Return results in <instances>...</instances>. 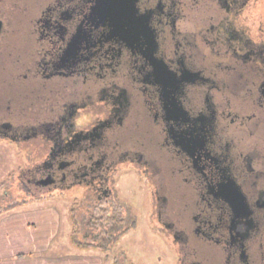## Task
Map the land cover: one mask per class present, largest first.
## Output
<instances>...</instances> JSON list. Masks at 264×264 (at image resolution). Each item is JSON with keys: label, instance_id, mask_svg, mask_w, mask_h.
I'll return each mask as SVG.
<instances>
[{"label": "flooded vegetation", "instance_id": "obj_1", "mask_svg": "<svg viewBox=\"0 0 264 264\" xmlns=\"http://www.w3.org/2000/svg\"><path fill=\"white\" fill-rule=\"evenodd\" d=\"M262 1L0 0L22 189L77 200L85 235L112 241L137 222L127 174L169 264H264Z\"/></svg>", "mask_w": 264, "mask_h": 264}, {"label": "rangeland", "instance_id": "obj_2", "mask_svg": "<svg viewBox=\"0 0 264 264\" xmlns=\"http://www.w3.org/2000/svg\"><path fill=\"white\" fill-rule=\"evenodd\" d=\"M260 6L261 10L264 11V1L260 3ZM12 23L14 28L25 27L27 32L30 31L27 18L19 17L14 19ZM19 153L23 154L15 145L0 141V214L29 202H34L30 205L41 208H56L61 215V224L58 236L51 244L50 254L70 252L72 249L82 250L72 242L71 230L75 225L78 239L85 244L93 243L96 247L89 250L102 253L107 264H114V261H118V264H169L165 255L170 256L171 254L167 253L168 249L165 242L151 231L145 219V209L142 205L145 195L139 193V190L135 191L137 183L134 185V181L129 175L121 174L118 177L119 197L129 205L137 222L135 227L132 225L131 228H128V233L120 238L118 242L111 241L108 250L103 251L99 248V245H103L101 239L92 235H85L88 229L96 233L99 232V229H94L93 224L88 225L92 222L91 218L87 215L82 216L83 210L81 211L79 208L77 200L68 199L60 192H52L47 195L39 192L32 195L22 189L18 181V175L21 169L29 167L32 163ZM41 194H44V196ZM78 195V192H76L74 197ZM69 206L74 208V215L71 212V215H69ZM71 217H73L72 220H70ZM102 224H105L102 232L106 233V227L110 224L108 221Z\"/></svg>", "mask_w": 264, "mask_h": 264}, {"label": "crops", "instance_id": "obj_3", "mask_svg": "<svg viewBox=\"0 0 264 264\" xmlns=\"http://www.w3.org/2000/svg\"><path fill=\"white\" fill-rule=\"evenodd\" d=\"M32 203L0 214V264H107L104 255L93 250L50 254L61 215L54 207L41 208ZM72 234L73 228L71 238Z\"/></svg>", "mask_w": 264, "mask_h": 264}, {"label": "trees", "instance_id": "obj_4", "mask_svg": "<svg viewBox=\"0 0 264 264\" xmlns=\"http://www.w3.org/2000/svg\"><path fill=\"white\" fill-rule=\"evenodd\" d=\"M13 207V206H12ZM74 222H75V219H74ZM132 226V225H131ZM131 226L129 228H131ZM75 225L73 226V234H72V242L77 246L79 247L80 249H83V250H89V249H92V248H95L96 246H94L93 243H82L78 237H77V231L75 230ZM133 227H135V225H133ZM120 238V235L119 236H116L114 240V242H118ZM111 242V240L105 238V240L103 241V245H99V248L102 249L103 251H106L108 250V247H109V243ZM113 242V243H114ZM115 264V263H114Z\"/></svg>", "mask_w": 264, "mask_h": 264}, {"label": "water", "instance_id": "obj_5", "mask_svg": "<svg viewBox=\"0 0 264 264\" xmlns=\"http://www.w3.org/2000/svg\"><path fill=\"white\" fill-rule=\"evenodd\" d=\"M0 27H1V22H0Z\"/></svg>", "mask_w": 264, "mask_h": 264}]
</instances>
